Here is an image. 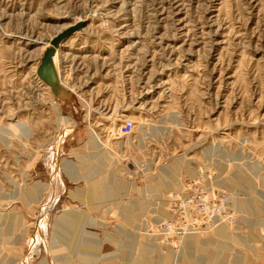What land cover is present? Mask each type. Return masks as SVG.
<instances>
[{
    "label": "rangeland",
    "instance_id": "1",
    "mask_svg": "<svg viewBox=\"0 0 264 264\" xmlns=\"http://www.w3.org/2000/svg\"><path fill=\"white\" fill-rule=\"evenodd\" d=\"M263 235L264 0H0V264H264Z\"/></svg>",
    "mask_w": 264,
    "mask_h": 264
},
{
    "label": "built area",
    "instance_id": "2",
    "mask_svg": "<svg viewBox=\"0 0 264 264\" xmlns=\"http://www.w3.org/2000/svg\"><path fill=\"white\" fill-rule=\"evenodd\" d=\"M133 128V121L130 119H125L124 122L119 127V132L122 134H128ZM184 200H179L175 203L174 208H181L183 209V217H186L187 210L193 208V210L197 213H206L209 210V207L206 204V201L202 198H197L194 193L186 195L183 197ZM227 203L226 196L221 195L217 204L210 205V212L209 214L214 216L215 219L220 220L222 214L228 212V207L226 208L225 205ZM215 211V212H214ZM217 217V218H216Z\"/></svg>",
    "mask_w": 264,
    "mask_h": 264
},
{
    "label": "bare ground",
    "instance_id": "3",
    "mask_svg": "<svg viewBox=\"0 0 264 264\" xmlns=\"http://www.w3.org/2000/svg\"><path fill=\"white\" fill-rule=\"evenodd\" d=\"M78 22L79 21H76V22H74L71 25H74V24H76ZM71 25H69L68 27H70ZM50 46H52V45L50 44ZM53 49L55 50L56 47H53ZM56 52L57 51H55V53L53 52L54 55H52V53L50 52V50H48V51H46L44 53L43 59L41 60V65L37 67V75L42 80H44V82L47 85H49V87L51 88V90L55 94H60L62 92H64L66 94L67 93V90H69V89L65 90L64 87L62 85H60V83L58 81L59 77H58V73L56 72V67H55V64H54V59H55ZM72 218H76V217H72Z\"/></svg>",
    "mask_w": 264,
    "mask_h": 264
},
{
    "label": "water",
    "instance_id": "4",
    "mask_svg": "<svg viewBox=\"0 0 264 264\" xmlns=\"http://www.w3.org/2000/svg\"><path fill=\"white\" fill-rule=\"evenodd\" d=\"M83 26V22L79 21L78 23L71 25L70 27H67L66 29H63L61 32L56 34L54 37L50 39V44L53 47L58 46L60 42H62L69 34H71L73 31H76L80 29Z\"/></svg>",
    "mask_w": 264,
    "mask_h": 264
},
{
    "label": "crops",
    "instance_id": "5",
    "mask_svg": "<svg viewBox=\"0 0 264 264\" xmlns=\"http://www.w3.org/2000/svg\"><path fill=\"white\" fill-rule=\"evenodd\" d=\"M248 240H249V238H248ZM261 240H264V235H263V238L261 239ZM262 255V254H261ZM263 256V255H262ZM263 258H264V256H263Z\"/></svg>",
    "mask_w": 264,
    "mask_h": 264
}]
</instances>
